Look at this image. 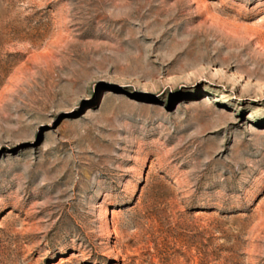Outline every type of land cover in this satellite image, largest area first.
Listing matches in <instances>:
<instances>
[{
	"label": "rangeland",
	"instance_id": "374dc122",
	"mask_svg": "<svg viewBox=\"0 0 264 264\" xmlns=\"http://www.w3.org/2000/svg\"><path fill=\"white\" fill-rule=\"evenodd\" d=\"M0 264H264V0H0Z\"/></svg>",
	"mask_w": 264,
	"mask_h": 264
}]
</instances>
